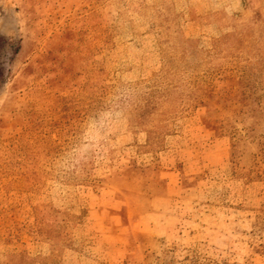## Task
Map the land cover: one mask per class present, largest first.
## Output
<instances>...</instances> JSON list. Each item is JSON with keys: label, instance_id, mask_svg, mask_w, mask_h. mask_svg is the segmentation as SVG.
I'll return each instance as SVG.
<instances>
[{"label": "rangeland", "instance_id": "obj_1", "mask_svg": "<svg viewBox=\"0 0 264 264\" xmlns=\"http://www.w3.org/2000/svg\"><path fill=\"white\" fill-rule=\"evenodd\" d=\"M0 37V264H264V0H0Z\"/></svg>", "mask_w": 264, "mask_h": 264}, {"label": "trees", "instance_id": "obj_2", "mask_svg": "<svg viewBox=\"0 0 264 264\" xmlns=\"http://www.w3.org/2000/svg\"><path fill=\"white\" fill-rule=\"evenodd\" d=\"M3 40V38L0 37V41ZM217 41V40H216ZM215 41V42H216ZM209 52V50L207 51ZM170 63L169 64H164L163 65V68L166 69V71H169V69H174V68H170ZM241 70V69H240ZM241 72V77H243V81L245 82L246 84V79L247 77L249 76V73L250 71H247L245 69H242V71H239ZM130 97V96H129ZM128 97V98H129ZM148 97L146 96H140V100L142 99H145L144 103L143 104H139V102H137L135 104V102L132 101L133 99V96L132 98H129V101L130 103L132 104V107L130 108V110H132L134 113H139L140 116L142 115V113H144L145 111H148V106H149V101L147 100ZM124 100H127L126 98H121V99H118L117 100V103L118 104H122L124 102ZM130 105V104H129ZM142 108V109H141ZM142 110V112H140V110ZM133 115V113H131ZM137 114L133 115V121L137 122L138 120V116H136ZM146 132V136H147V139H146V142H145V145H147L149 147L150 150H148L147 152H151L154 150L155 146H158L157 145V142H159L161 139H163L166 135L168 134H171L170 132L172 131V128H169V130H166V132H156V131H152L150 129H146L144 130Z\"/></svg>", "mask_w": 264, "mask_h": 264}]
</instances>
